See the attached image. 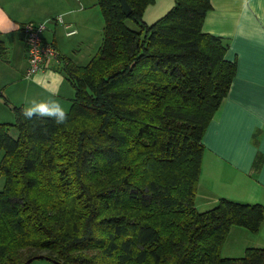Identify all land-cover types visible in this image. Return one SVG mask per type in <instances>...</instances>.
I'll use <instances>...</instances> for the list:
<instances>
[{
    "label": "trees",
    "instance_id": "trees-1",
    "mask_svg": "<svg viewBox=\"0 0 264 264\" xmlns=\"http://www.w3.org/2000/svg\"><path fill=\"white\" fill-rule=\"evenodd\" d=\"M127 1L130 16L98 0L103 42L86 65L60 56L66 123L24 106L0 123V264H264V248L222 256L232 227L260 231L262 204L196 207L203 138L238 70L203 31L211 1L175 0L150 24L155 0Z\"/></svg>",
    "mask_w": 264,
    "mask_h": 264
},
{
    "label": "crops",
    "instance_id": "crops-1",
    "mask_svg": "<svg viewBox=\"0 0 264 264\" xmlns=\"http://www.w3.org/2000/svg\"><path fill=\"white\" fill-rule=\"evenodd\" d=\"M205 33L228 41L226 57L237 61L231 90L207 128L196 207L208 211L221 199L264 206V0H210ZM98 0H0V123L14 121L15 106L33 98H54L68 111L75 91L60 73L63 59L86 65L103 42ZM175 5L155 0L145 13L153 23ZM62 17L63 22L56 18ZM49 21L45 37L62 60L26 77L28 54L22 26ZM75 30L74 34H68ZM4 48V49H3ZM248 248H264V222L257 234L234 226L222 249L241 258Z\"/></svg>",
    "mask_w": 264,
    "mask_h": 264
},
{
    "label": "built area",
    "instance_id": "built-area-1",
    "mask_svg": "<svg viewBox=\"0 0 264 264\" xmlns=\"http://www.w3.org/2000/svg\"><path fill=\"white\" fill-rule=\"evenodd\" d=\"M62 21V18H59ZM49 21H29L23 25L24 42L28 54V68L26 76L29 78L37 73L44 72L53 64L60 63V52L51 43L45 41V32ZM75 30L68 34H74Z\"/></svg>",
    "mask_w": 264,
    "mask_h": 264
},
{
    "label": "clouds",
    "instance_id": "clouds-1",
    "mask_svg": "<svg viewBox=\"0 0 264 264\" xmlns=\"http://www.w3.org/2000/svg\"><path fill=\"white\" fill-rule=\"evenodd\" d=\"M22 115L31 120L36 118H51L57 125L68 120V114L58 100L49 98L45 100L31 99L26 101Z\"/></svg>",
    "mask_w": 264,
    "mask_h": 264
},
{
    "label": "rangeland",
    "instance_id": "rangeland-1",
    "mask_svg": "<svg viewBox=\"0 0 264 264\" xmlns=\"http://www.w3.org/2000/svg\"><path fill=\"white\" fill-rule=\"evenodd\" d=\"M126 24L132 29L139 30V26L134 21H132L131 19H127ZM11 135L14 137H17V135H18L17 130L13 128L11 130ZM2 155H3V153L0 151V161H1ZM4 185H5V179H4V176H2V174L0 173V190L3 189ZM33 264H51V263H47L45 261H36Z\"/></svg>",
    "mask_w": 264,
    "mask_h": 264
},
{
    "label": "water",
    "instance_id": "water-1",
    "mask_svg": "<svg viewBox=\"0 0 264 264\" xmlns=\"http://www.w3.org/2000/svg\"><path fill=\"white\" fill-rule=\"evenodd\" d=\"M121 7L126 16H130L132 13V8L127 0H120Z\"/></svg>",
    "mask_w": 264,
    "mask_h": 264
}]
</instances>
